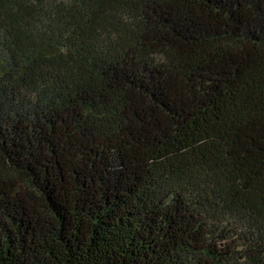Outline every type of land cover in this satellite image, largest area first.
<instances>
[{
  "label": "trees",
  "instance_id": "1",
  "mask_svg": "<svg viewBox=\"0 0 264 264\" xmlns=\"http://www.w3.org/2000/svg\"><path fill=\"white\" fill-rule=\"evenodd\" d=\"M0 264H264V0H0Z\"/></svg>",
  "mask_w": 264,
  "mask_h": 264
}]
</instances>
